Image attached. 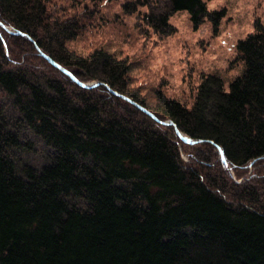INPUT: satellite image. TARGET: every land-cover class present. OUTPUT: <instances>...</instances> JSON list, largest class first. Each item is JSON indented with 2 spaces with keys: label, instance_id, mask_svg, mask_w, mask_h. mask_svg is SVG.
Returning a JSON list of instances; mask_svg holds the SVG:
<instances>
[{
  "label": "trees",
  "instance_id": "1",
  "mask_svg": "<svg viewBox=\"0 0 264 264\" xmlns=\"http://www.w3.org/2000/svg\"><path fill=\"white\" fill-rule=\"evenodd\" d=\"M143 7L160 36L176 32L178 12L216 34L228 13L205 0L124 10ZM78 31L51 21L43 0H0V264H264V185L229 173L264 163V24L237 42L243 73L228 84L201 74L191 106L157 91L149 107L127 59L68 47ZM12 39L54 75L28 66ZM33 137L41 166L27 158Z\"/></svg>",
  "mask_w": 264,
  "mask_h": 264
},
{
  "label": "rangeland",
  "instance_id": "2",
  "mask_svg": "<svg viewBox=\"0 0 264 264\" xmlns=\"http://www.w3.org/2000/svg\"><path fill=\"white\" fill-rule=\"evenodd\" d=\"M43 1L51 21L78 22V36L67 44L71 50L88 56L103 49L132 63L131 89L144 98L149 107L154 106L157 91L191 106L203 73L220 74L226 84L240 76L244 65L237 56V42L254 30L256 21L264 24V0H205L210 10H228L219 33H214L208 22L194 30L190 15L178 12L170 19L176 28L170 36H160L144 24L142 14L147 7L136 13L124 10L125 4L136 0ZM12 46L21 51L28 66L45 75H54L29 46L13 39ZM93 83L96 82H88ZM33 139L37 143L36 151L27 158L41 166L45 162V150L41 141ZM182 151L187 161H193L192 155L197 154L196 148L183 147ZM229 173L239 183L252 180L264 185L260 183L264 181L261 179L264 163L244 170L240 178L230 167Z\"/></svg>",
  "mask_w": 264,
  "mask_h": 264
},
{
  "label": "water",
  "instance_id": "3",
  "mask_svg": "<svg viewBox=\"0 0 264 264\" xmlns=\"http://www.w3.org/2000/svg\"><path fill=\"white\" fill-rule=\"evenodd\" d=\"M50 60V59H49ZM66 72V71H65ZM70 75V74H69ZM96 85H98V83L96 82V83H93V84H91V85H89L88 83L86 84V83H82V86H84V87H88V88H90V87H93V86H96ZM165 124H172V122L171 121H167V122H165ZM178 135L183 139V140H185V141H187V142H191V143H195V142H197L196 140H192L191 138H189L188 136H186V135H184L183 133H181V132H179L178 131ZM221 156L222 157H224V154H223V152L221 151Z\"/></svg>",
  "mask_w": 264,
  "mask_h": 264
}]
</instances>
